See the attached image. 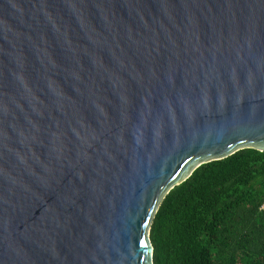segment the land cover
<instances>
[{"label": "water", "instance_id": "1", "mask_svg": "<svg viewBox=\"0 0 264 264\" xmlns=\"http://www.w3.org/2000/svg\"><path fill=\"white\" fill-rule=\"evenodd\" d=\"M264 152V0H0V264H155L167 196Z\"/></svg>", "mask_w": 264, "mask_h": 264}, {"label": "trees", "instance_id": "2", "mask_svg": "<svg viewBox=\"0 0 264 264\" xmlns=\"http://www.w3.org/2000/svg\"><path fill=\"white\" fill-rule=\"evenodd\" d=\"M155 264H264V152L203 165L165 199Z\"/></svg>", "mask_w": 264, "mask_h": 264}]
</instances>
